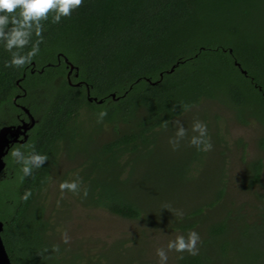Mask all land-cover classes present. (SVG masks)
<instances>
[{
	"label": "trees",
	"instance_id": "1",
	"mask_svg": "<svg viewBox=\"0 0 264 264\" xmlns=\"http://www.w3.org/2000/svg\"><path fill=\"white\" fill-rule=\"evenodd\" d=\"M51 16L24 65L5 66L11 53L0 43V127L28 121L21 107L34 119L0 173V186L9 185L0 193V221L11 264H99L79 244L71 250L52 241L71 209L70 200L49 208L62 157L82 160L60 177L78 180L76 192L64 189L75 204L153 232L195 230V254L174 251L175 264H264V248L251 237L264 232V158L245 162L246 142L231 140L245 162L231 184L230 136L209 113L218 105L241 126H257L264 151V0H82L59 22ZM196 120L207 126L210 149L190 143ZM103 125L109 139L98 135ZM179 126L185 134L173 147ZM15 147L48 159L21 180ZM26 189L31 195L21 200ZM213 240L220 252L209 251Z\"/></svg>",
	"mask_w": 264,
	"mask_h": 264
},
{
	"label": "rangeland",
	"instance_id": "2",
	"mask_svg": "<svg viewBox=\"0 0 264 264\" xmlns=\"http://www.w3.org/2000/svg\"><path fill=\"white\" fill-rule=\"evenodd\" d=\"M210 114H216L218 119L214 121L219 124L221 128H225L230 138L226 137L227 145L232 147L230 150L231 160V173L234 179H232L231 184L235 183V179L243 169V165L246 161L255 159L257 157L264 158V151L256 146V140L260 136L261 132L257 126L244 127L237 122L230 119V112L219 107L218 105H211L209 108ZM106 125L102 126L100 133H105L101 140L109 139L112 136L111 131H107ZM242 139L246 142V155L244 156V161L241 162L239 148L233 145L231 140ZM227 146V148H228ZM228 160V152H227ZM82 162L81 159L71 160L66 157L60 159V164L56 170L59 180L52 184V191L49 190L48 195L50 212L53 209L54 201H63L68 203L71 202V209L69 210L68 221L61 222V226L56 230L61 234L60 238L51 240L56 245L62 244L65 235L68 237L66 243L69 245V249L73 248L72 243L79 244L81 250H83V255H91L92 259H99V264H160L159 257L156 254L157 249L163 248L167 255V260L164 264H175L176 255H174V249H167L166 245L169 240H174L176 234L169 232L168 230H159L158 232H153V229L144 225L143 222L123 220L101 209H85L82 206L75 204L70 195L65 194L64 190L59 188L61 183L60 177H64L68 172L78 171L79 165ZM235 185V184H234ZM9 185L6 183L5 186H0V193L7 194L9 192ZM65 192V193H64ZM63 196L62 200L59 198ZM156 195H151L152 206L156 203ZM60 204V202H58ZM58 205L55 204L54 207ZM66 216V215H65ZM64 216V218H65ZM52 222H57V213L50 216ZM53 217H56L54 219ZM54 229V231H56ZM258 247L264 248V232L259 236L258 233L252 232V236ZM55 238V237H54ZM220 240H213L210 242L211 249L210 252L215 253L222 250L223 246L219 242ZM225 244L224 247H226ZM228 248V246H227ZM72 250V249H71ZM104 253V255H98V253ZM98 255V256H97ZM97 256V257H96ZM264 263V258L260 261ZM98 264V262H97Z\"/></svg>",
	"mask_w": 264,
	"mask_h": 264
},
{
	"label": "clouds",
	"instance_id": "3",
	"mask_svg": "<svg viewBox=\"0 0 264 264\" xmlns=\"http://www.w3.org/2000/svg\"><path fill=\"white\" fill-rule=\"evenodd\" d=\"M81 3L82 0H0V43H2L5 50L11 53L10 59L5 61V66H22L39 51L38 46L42 39L41 32L43 31L41 21L47 20L50 12L52 13L51 22L57 23L62 16H69ZM33 35L37 39L26 53H22L21 50L29 43L30 37ZM105 115V111H100L97 114L98 120ZM192 128L197 135L191 137L190 143L198 147L202 146L204 149H210L211 143L206 138V124L196 120ZM184 134L185 128L179 126L175 133L176 138L170 139L173 147L177 146L178 139L183 137ZM10 155L20 165V170L23 173L20 177L21 180H23L24 176L30 175L33 168L40 167L48 159L47 155L35 151L25 154L19 147L13 148ZM59 188L76 192L78 190V180L62 181L59 184ZM82 194L87 195L86 188ZM30 195L31 190L26 189L20 199L26 200ZM67 239L68 237L65 235V242ZM198 240V233L192 230L188 232L187 237L177 235L174 240H169L166 247L177 252L186 250L190 254H195ZM156 254L159 257L160 264H164V261L167 260L165 250L159 248Z\"/></svg>",
	"mask_w": 264,
	"mask_h": 264
},
{
	"label": "water",
	"instance_id": "4",
	"mask_svg": "<svg viewBox=\"0 0 264 264\" xmlns=\"http://www.w3.org/2000/svg\"><path fill=\"white\" fill-rule=\"evenodd\" d=\"M67 62V60H64ZM237 67H239V64L237 62H234ZM73 69V66L70 65L69 72H71ZM172 68L170 69V71ZM243 74H245L244 70H241ZM77 74H75L76 76ZM78 85V83H76ZM112 98H114V95H111ZM87 99L88 101L94 100L97 103H101L102 100H96V98H91L88 96L87 93ZM21 109L25 112L27 115L28 121H20L17 125H5L0 127V173L2 172L4 168V156L7 154V151L13 143H23V141L26 140V132L33 126L34 119L33 117L28 113V110L24 107H21ZM3 230V223L0 221V264H11V261L8 257V254L6 252L5 246L3 244L2 238H1V232Z\"/></svg>",
	"mask_w": 264,
	"mask_h": 264
},
{
	"label": "flooded vegetation",
	"instance_id": "5",
	"mask_svg": "<svg viewBox=\"0 0 264 264\" xmlns=\"http://www.w3.org/2000/svg\"><path fill=\"white\" fill-rule=\"evenodd\" d=\"M71 76H72V73L71 72H69V70H68V72L66 73V79H68L69 80V78H71ZM75 76V75H74ZM20 121H22V120H20Z\"/></svg>",
	"mask_w": 264,
	"mask_h": 264
}]
</instances>
